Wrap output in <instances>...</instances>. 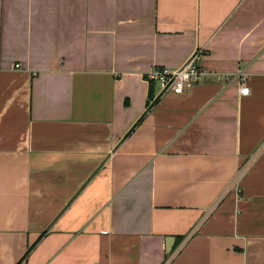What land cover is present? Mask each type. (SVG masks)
I'll use <instances>...</instances> for the list:
<instances>
[{
  "label": "crops",
  "instance_id": "crops-1",
  "mask_svg": "<svg viewBox=\"0 0 264 264\" xmlns=\"http://www.w3.org/2000/svg\"><path fill=\"white\" fill-rule=\"evenodd\" d=\"M170 257L264 264V0H0V264Z\"/></svg>",
  "mask_w": 264,
  "mask_h": 264
},
{
  "label": "built area",
  "instance_id": "built-area-1",
  "mask_svg": "<svg viewBox=\"0 0 264 264\" xmlns=\"http://www.w3.org/2000/svg\"><path fill=\"white\" fill-rule=\"evenodd\" d=\"M200 51L194 52L181 66L177 68L169 67H153L149 72H147V79L149 81H154L159 87V94L164 95L168 93L182 94L185 90L195 86L206 78V71L199 63ZM17 67L19 65H16ZM236 76L240 80L239 93L240 95H247L249 88L246 85L247 73L244 70H238ZM249 159L244 163L243 168L237 174L239 176L246 168L249 166L251 160ZM214 205H212V208ZM210 211L207 212V214ZM197 227V226H196ZM183 244V242L181 243ZM173 257V253L171 254ZM163 264H167L170 259Z\"/></svg>",
  "mask_w": 264,
  "mask_h": 264
},
{
  "label": "trees",
  "instance_id": "trees-1",
  "mask_svg": "<svg viewBox=\"0 0 264 264\" xmlns=\"http://www.w3.org/2000/svg\"><path fill=\"white\" fill-rule=\"evenodd\" d=\"M150 82H154V81H150ZM152 84V83H151Z\"/></svg>",
  "mask_w": 264,
  "mask_h": 264
}]
</instances>
